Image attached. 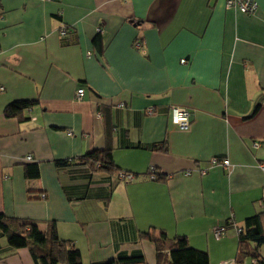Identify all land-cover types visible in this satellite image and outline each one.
<instances>
[{
  "label": "crops",
  "instance_id": "obj_1",
  "mask_svg": "<svg viewBox=\"0 0 264 264\" xmlns=\"http://www.w3.org/2000/svg\"><path fill=\"white\" fill-rule=\"evenodd\" d=\"M255 2L245 15L224 0H0V214L42 232L53 223L82 264H156L140 234L160 232L186 237L209 264H236L238 229L264 214V0ZM18 100L37 103L5 117ZM172 107L188 111L187 130L171 124ZM92 152L108 153L113 169L81 161ZM29 165L38 177H25ZM0 264L35 262L0 231Z\"/></svg>",
  "mask_w": 264,
  "mask_h": 264
},
{
  "label": "trees",
  "instance_id": "obj_2",
  "mask_svg": "<svg viewBox=\"0 0 264 264\" xmlns=\"http://www.w3.org/2000/svg\"><path fill=\"white\" fill-rule=\"evenodd\" d=\"M95 48L100 51V39H94ZM37 102L35 100H18L9 103L4 108L7 118L19 117L22 111L30 109ZM158 151L166 152L165 144L155 146ZM81 161L100 170L111 171L112 160L108 153L92 152L85 155ZM68 163V161H65ZM26 178L38 177L36 165H29L25 169ZM264 214L247 218L244 226L239 228L238 252L236 264H243L250 260L252 264H264L259 248L264 246ZM0 231L6 238L7 245L12 249L26 248L29 250L35 264H82L79 251L68 241L59 239L54 224L49 232H42L32 222L17 218H7L0 214ZM140 237L152 242L156 251V264H209L208 255L190 246L186 237L179 236L168 239L163 232L158 236L153 233H142ZM91 264H146L143 256H125Z\"/></svg>",
  "mask_w": 264,
  "mask_h": 264
},
{
  "label": "built area",
  "instance_id": "obj_3",
  "mask_svg": "<svg viewBox=\"0 0 264 264\" xmlns=\"http://www.w3.org/2000/svg\"><path fill=\"white\" fill-rule=\"evenodd\" d=\"M41 2H52V1H56V0H39ZM225 1V7L227 9H234L235 11L241 13V14H245V15H252L254 14L257 9V3L255 2V0H224ZM98 31L100 32V30L98 29ZM61 35H64L65 32L64 30L61 31L60 33ZM84 90L82 88L78 89L76 91L75 94V98L76 100H81L82 96H83ZM170 122L172 125L178 127L180 130H187L189 128V113L187 110L183 109V108H179V107H172L170 108ZM26 161H31V157L27 156L25 158ZM216 160H213V163H215ZM229 165V161L228 160H223L222 161V166H228ZM261 170L264 172V166H260ZM118 180L121 181H131L133 180V175L129 174V173H123L120 172L118 173ZM149 177L151 179H155L154 176V170L151 169L150 173H149ZM263 195H264V189H263ZM41 198H45V195H41ZM264 205V202H263ZM225 231V228H219L216 231H214V235L216 238H219ZM239 231V229H238Z\"/></svg>",
  "mask_w": 264,
  "mask_h": 264
}]
</instances>
